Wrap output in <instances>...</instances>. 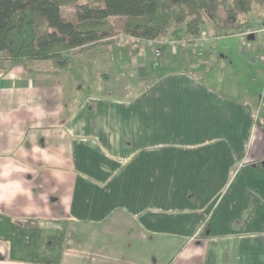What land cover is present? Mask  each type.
Segmentation results:
<instances>
[{
    "label": "crops",
    "instance_id": "crops-1",
    "mask_svg": "<svg viewBox=\"0 0 264 264\" xmlns=\"http://www.w3.org/2000/svg\"><path fill=\"white\" fill-rule=\"evenodd\" d=\"M250 46L252 62L229 41L151 49L195 59L142 67L133 95L131 73L127 89L78 96L50 61L0 71V264H264L263 45Z\"/></svg>",
    "mask_w": 264,
    "mask_h": 264
},
{
    "label": "trees",
    "instance_id": "trees-1",
    "mask_svg": "<svg viewBox=\"0 0 264 264\" xmlns=\"http://www.w3.org/2000/svg\"><path fill=\"white\" fill-rule=\"evenodd\" d=\"M256 5L263 7L264 0H0V71L21 60L65 69L71 51L118 34L111 18L123 19L120 32L134 40L131 55L144 41L197 38L206 24L217 37L243 34ZM63 7L72 8L74 23Z\"/></svg>",
    "mask_w": 264,
    "mask_h": 264
},
{
    "label": "rangeland",
    "instance_id": "rangeland-1",
    "mask_svg": "<svg viewBox=\"0 0 264 264\" xmlns=\"http://www.w3.org/2000/svg\"><path fill=\"white\" fill-rule=\"evenodd\" d=\"M63 15L70 21H75L74 13L72 8L70 7H63L62 8ZM109 24L112 25L113 29L118 32L112 38H109L103 41L101 44L91 46L90 48L84 49H76L70 52V63L66 69L63 70V78L65 82L68 80L71 85L67 82L66 86L69 88L68 90L74 91L77 90L78 96H85L89 94H96L101 93L106 90V88L111 86L110 90H119L121 88L127 89L126 81L128 77L125 76L126 74H132V77L127 81V84L131 83L132 95L135 94L136 90L139 93L140 89L143 88L144 83L143 77L140 75L143 72L142 67H144L147 73L155 72L159 69H164L166 71H173V70H188L190 59L194 60L195 55L192 53H182L181 50H178L179 54L172 55L171 57H167L164 59L162 56H155L153 55L150 50L155 49L156 47H161L163 45H169L174 49L177 48L179 41L172 40L169 36L164 38L158 39L154 41H144L142 42V46L144 45L143 49L139 53L138 56L132 57L130 52H126L121 49V46H126L128 48L134 47V40L127 35H124L120 32V29L123 24V19L120 18H111L109 19ZM247 27L251 30H259L264 27V6L256 5L254 9L248 14L247 16ZM211 26L206 24L204 26L201 35H207L212 31H209ZM200 35V37H201ZM198 38V37H197ZM223 37L219 36L214 40V43L220 47L219 52L222 51V46L225 45V42L229 41L232 47L229 51L231 60H236L239 58L247 60V62L255 59L250 58L252 53H254L253 48L250 45H259L262 42L263 48L261 53V60L264 63V38L259 39L256 38L254 42L252 41H245L244 45L240 42L239 39L229 38V39H222ZM196 38H183L180 43L191 44ZM105 44H112L111 46L115 48V51L112 52L111 50L108 51L107 45ZM206 43V42H205ZM195 47V46H194ZM201 46H197L199 48ZM117 48V51H116ZM247 52L245 53V51ZM80 52V53H78ZM171 53V52H169ZM117 54L119 56L118 59L113 58V55ZM239 55V57L237 56ZM241 55V56H240ZM259 58V57H258ZM104 59V60H102ZM229 59V60H230ZM258 61V59H256ZM261 61V62H262ZM110 63V65H109ZM114 64V65H113ZM53 66V64L51 63ZM85 65V66H84ZM84 66V67H83ZM121 68H120V67ZM53 68H55L53 66ZM140 68L142 69L141 71ZM57 69V68H55ZM139 69V70H138ZM134 75V76H133ZM141 76V77H140ZM133 78H141L137 81L132 80ZM109 90V92H110ZM107 92V91H106ZM136 93V94H137ZM262 93V92H261Z\"/></svg>",
    "mask_w": 264,
    "mask_h": 264
},
{
    "label": "built area",
    "instance_id": "built-area-1",
    "mask_svg": "<svg viewBox=\"0 0 264 264\" xmlns=\"http://www.w3.org/2000/svg\"><path fill=\"white\" fill-rule=\"evenodd\" d=\"M258 34V36H261L264 34V29L261 30H257V31H245L243 33V36H249V35H255ZM217 38V36H215L213 34V32H210L207 35H201V37L199 36L198 38H196L194 41H192V45L197 47V46H202L205 42H208L210 40H215ZM155 42V40H154ZM264 106V83H263V89H262V93H261V98H260V104H259V109H261Z\"/></svg>",
    "mask_w": 264,
    "mask_h": 264
},
{
    "label": "water",
    "instance_id": "water-1",
    "mask_svg": "<svg viewBox=\"0 0 264 264\" xmlns=\"http://www.w3.org/2000/svg\"><path fill=\"white\" fill-rule=\"evenodd\" d=\"M249 38H253V35L248 36V39H249Z\"/></svg>",
    "mask_w": 264,
    "mask_h": 264
}]
</instances>
